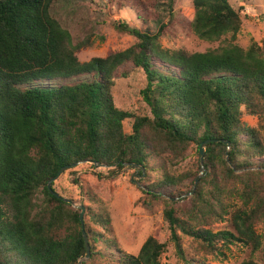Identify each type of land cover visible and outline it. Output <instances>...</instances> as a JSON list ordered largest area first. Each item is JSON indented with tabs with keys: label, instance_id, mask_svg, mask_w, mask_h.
<instances>
[{
	"label": "trees",
	"instance_id": "16d2710c",
	"mask_svg": "<svg viewBox=\"0 0 264 264\" xmlns=\"http://www.w3.org/2000/svg\"><path fill=\"white\" fill-rule=\"evenodd\" d=\"M113 1L141 21L159 19L155 0ZM54 2L0 0V264H91L104 258L113 264H163L167 243L149 237L137 255L125 253L110 236L112 218L103 204L85 206L99 230L87 222L83 228L80 211L51 194L49 180L63 167L80 163L108 167L111 178L131 165L142 166V204L148 210L155 201L165 204L171 241L181 254L182 236L204 253H214L220 242L260 250L264 39L248 49L234 44L243 20L230 0H193V21L177 14L161 23L155 35L134 30L138 42L132 47L81 63L71 34L51 14ZM191 34L210 42L228 35L231 40L197 53L165 49L160 43L162 37ZM128 64L146 75L142 95L151 116L114 103L113 75ZM62 80L74 82L54 83ZM245 114L257 116L259 126H247ZM126 120L133 121L131 133L125 132ZM207 140L214 141L202 163L200 157L198 172L166 171L151 181L153 156L174 165L186 159L191 145L200 147ZM200 164L204 173L196 183ZM218 180L224 184H212ZM231 181L242 185L238 194L243 204L234 209L226 208L219 194L209 197ZM189 194L188 207L177 208L173 200ZM86 195L101 203L92 193ZM225 215L233 231L205 228L215 216L224 220ZM240 264L259 263L247 259Z\"/></svg>",
	"mask_w": 264,
	"mask_h": 264
},
{
	"label": "rangeland",
	"instance_id": "374dc122",
	"mask_svg": "<svg viewBox=\"0 0 264 264\" xmlns=\"http://www.w3.org/2000/svg\"><path fill=\"white\" fill-rule=\"evenodd\" d=\"M230 2L240 12L243 20L242 28L234 44L244 49H248L254 43L261 45L264 39V0H230ZM152 6L159 15L157 21H141L136 12L127 7L119 8L113 0H55L51 7V14L71 34L72 45L78 60L86 63L93 58H106L135 45L138 38L132 33L134 30L155 35L161 23L168 22L177 14H182L189 21L194 19L193 0H155V5L152 4ZM120 26L126 27L128 31L119 29ZM230 40L228 35L218 41L210 42L191 34L178 35L176 38L162 37L160 43L165 49L197 53L225 46L230 43ZM166 71L171 74L175 72L172 67L166 68ZM113 77L112 95L116 107L138 115L151 116L150 107L142 95L147 86L144 71L128 64L119 68ZM73 82L62 80L54 83L71 84ZM243 122L249 127H258L260 120L257 116L245 114ZM132 123V120L124 122L125 132H132ZM198 149L199 146L191 145L186 159L179 160L174 165L169 159L153 156L151 181L160 180L161 175L166 171L176 175L198 172L200 159ZM109 170L108 167L80 163L64 171L52 183V186L60 196L72 200V206L76 210L81 212L83 207L85 209L84 223L87 222L98 230L99 228L86 216L87 207L85 206L98 207L103 204L112 218L110 236L125 253L137 255L145 241L149 237H154L160 243L168 244L162 256L163 264H240L247 259H254L255 262L264 264V223H260L256 228L257 233L263 236V246L258 251H254L251 245L224 246L220 242L217 243L214 253H204L196 249L191 238L182 236L181 254L171 241V230L164 215L165 204L155 201L152 210L146 209L142 204L145 199L142 189L145 175H140V170L133 167H126L116 177L111 178L108 177ZM261 170L264 171V168ZM201 171L200 164L199 173ZM145 183L149 182L145 181ZM214 183L224 184L221 180L212 181V184ZM241 189L240 182L231 181L217 190L220 193H214L209 197L211 199L219 194L226 208L234 209L243 204L238 194ZM88 192L99 198L101 203L89 201L86 195ZM190 196L191 194L175 198L173 201L176 207H188L185 199ZM211 221L213 222L205 228L214 233L233 231L229 215H225L224 220L215 216ZM179 234L181 236L180 232ZM91 264L113 263L104 258Z\"/></svg>",
	"mask_w": 264,
	"mask_h": 264
},
{
	"label": "water",
	"instance_id": "95a60500",
	"mask_svg": "<svg viewBox=\"0 0 264 264\" xmlns=\"http://www.w3.org/2000/svg\"><path fill=\"white\" fill-rule=\"evenodd\" d=\"M213 141H214V140H207V141L203 142V143L201 144V146L199 147V155H200V157H201V163H202L203 160H204V155H205V151H206V147H207V145H208L209 143L213 142ZM215 141H216V140H215ZM75 166H76V165H75ZM96 166H97V167H105V166H103V165H101V164H98V163L96 164ZM131 166H132L133 168H135L136 170H138V171L140 170V171H143V172H144V168H143L142 166H139V165H131ZM67 169H70V167H69V166L63 167V168L59 171V173L57 174V176H55L54 178H52V179L49 180V182H48V189H49V191L51 192V194H53L54 196L59 197V198H61L63 201L67 202L68 204L73 205V201H72V200L60 196V195H59L57 192H55V191L53 190V188H52V183H53L55 180H57V179L59 178V176H60L64 171H66ZM201 169H202V171H201V175H203V173H204V168H203V166L201 167ZM201 175L197 177V179H196V183L199 182V179H200ZM137 184L139 185V182H137ZM84 211H85V209H84L83 207H81V212H80V214H79V219H80V222H81L83 228H84ZM83 237H84V240H85L86 250H87L85 259H89V258H90V255H91V248H90V245H89L88 235H87V233H86V231H85L84 229H83Z\"/></svg>",
	"mask_w": 264,
	"mask_h": 264
}]
</instances>
